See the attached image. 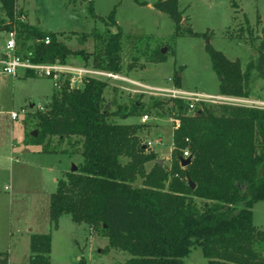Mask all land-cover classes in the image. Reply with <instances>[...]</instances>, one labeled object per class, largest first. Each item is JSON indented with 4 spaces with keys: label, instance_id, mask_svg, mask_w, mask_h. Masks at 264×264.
I'll return each instance as SVG.
<instances>
[{
    "label": "trees",
    "instance_id": "1",
    "mask_svg": "<svg viewBox=\"0 0 264 264\" xmlns=\"http://www.w3.org/2000/svg\"><path fill=\"white\" fill-rule=\"evenodd\" d=\"M17 1L0 0V32L16 33L18 56L48 64H66L74 55L93 56L92 68L121 72L120 31L81 35L80 44L89 38L97 44L88 56L82 50L72 51L53 33L20 23L23 14ZM78 1L88 2L91 18L105 22L94 14L91 0ZM153 7L176 25L181 23L177 0H158ZM108 21L116 25L114 11ZM188 34L195 36L191 31ZM204 49L218 79L219 95L247 99L252 74L264 79V31L255 59L244 70L209 43ZM149 62L163 63L164 56L155 53ZM24 78L36 77L28 72ZM173 78L179 88L181 77L175 74ZM106 87L92 79L85 80L80 89L64 82L53 91L48 110L28 116L35 121L36 137L24 144L44 145L42 153L82 158L78 172L57 181L50 196L48 216L53 228L57 229L60 217L68 215L74 224L98 229L108 243L101 253H125L129 259L123 264H184L195 248L207 264H264V231L257 230L252 220L254 204L264 202V109L222 107L215 113L201 105L186 116L183 102L165 101L179 120L172 133L173 163L167 169L155 162L146 172L145 165L156 155L140 142L143 126L110 121L116 116H135L145 105L135 101L127 114L111 113L104 107ZM52 139L56 140L53 147ZM64 144L68 151L59 149ZM183 151H188L190 159L185 168L178 161ZM138 180L140 187H134ZM29 250L27 264H50V235H31ZM7 262V254L1 253L0 264ZM79 264L86 263L81 259Z\"/></svg>",
    "mask_w": 264,
    "mask_h": 264
},
{
    "label": "rangeland",
    "instance_id": "2",
    "mask_svg": "<svg viewBox=\"0 0 264 264\" xmlns=\"http://www.w3.org/2000/svg\"><path fill=\"white\" fill-rule=\"evenodd\" d=\"M91 1L94 14L104 23L88 15V2L78 0H18L17 7L27 16L30 26L55 34L57 40L72 51L82 50L88 56L94 54L97 44L92 38L80 44L81 35L92 31L101 34L106 30L111 34L120 31L122 70L119 75L127 78L131 74L139 78L137 82L151 87H170L167 80H173L176 74L181 77L179 88L183 91L221 96L218 79L205 53L206 43L229 61H238L244 70L246 64L255 59V49L264 31V0H177L182 17L179 25L153 7L158 0ZM112 11L114 26L108 21ZM189 31L195 36L189 35ZM0 33L3 36L1 52H4L6 35ZM162 49L166 51L164 54H161ZM158 52L164 56V62L150 63V56ZM92 60L93 56L86 59L74 55L66 64L93 67ZM15 81L18 83L14 90H5L0 98V252H10V264H27L30 240L26 234L32 230L31 235H50V264H79L81 259L86 264H123L129 259L127 254L101 253L108 243L98 229L74 224L68 215L60 217L57 229L49 222V199L57 181L77 173L82 159L78 155L42 153L44 145L24 144L36 132L35 121L28 116L49 109L55 88L44 78L17 77ZM106 84L104 107L109 112L127 114L135 101L145 105L135 116H116L110 121L143 126L138 134L140 142L156 155L154 161L145 165L146 172L159 161L169 169L173 163L172 133L179 126V120L172 105L165 103L168 99L147 94L130 95L120 89L126 84L118 81ZM249 95L247 99L226 97L229 101L205 105L215 113L222 107L264 109V79L257 78L255 73L249 82ZM158 102L163 104L156 107ZM12 112L18 115L16 120L11 119ZM144 115L148 117L145 121ZM190 115L187 111L186 116ZM10 139L16 145L12 152ZM156 140L160 142L155 143ZM55 144L56 140L52 139L51 147ZM59 149L68 151L66 144ZM72 166L76 167L75 173H71ZM139 182L133 186L138 187ZM252 215L253 226L264 231V202L254 204ZM183 262L207 264L199 248L192 249Z\"/></svg>",
    "mask_w": 264,
    "mask_h": 264
},
{
    "label": "built area",
    "instance_id": "3",
    "mask_svg": "<svg viewBox=\"0 0 264 264\" xmlns=\"http://www.w3.org/2000/svg\"><path fill=\"white\" fill-rule=\"evenodd\" d=\"M20 23H25L23 17ZM6 40L4 52L0 53V67L2 74L11 78H17L20 72L31 73L35 77L48 79L52 82L55 90H59L64 82H67L70 88L80 89L85 80L92 79L95 81L106 83L108 81H118L124 84L120 89L130 95H151L166 98L172 101H181L185 104L187 111L192 112L196 107L205 104H216L229 101L224 96H209L203 93L186 92L180 88H176L172 79L167 82L171 86L167 88L151 87L137 81H131L126 77H122L119 73H111L103 70L94 69L92 67L79 66L73 64H61L58 61L48 63H33L29 58H23L16 54V33L14 31L5 32ZM48 43V40L45 41ZM130 86L131 88L127 87ZM24 113V111H22ZM18 115L11 113V119L16 120ZM143 121L147 120V115L143 116ZM187 142V140H186ZM150 143L147 146L150 147ZM189 157L188 151H183L182 159Z\"/></svg>",
    "mask_w": 264,
    "mask_h": 264
},
{
    "label": "crops",
    "instance_id": "4",
    "mask_svg": "<svg viewBox=\"0 0 264 264\" xmlns=\"http://www.w3.org/2000/svg\"><path fill=\"white\" fill-rule=\"evenodd\" d=\"M22 11H23V8H20ZM23 18H24V20H25V23H27L28 24V22H27V16L24 14L23 16H22ZM28 25H30V24H28ZM3 34H5L4 32H3ZM2 33H0V40L2 39ZM1 46V45H0ZM0 53H1V47H0ZM134 75V74H133ZM24 76H25V74L23 73V72H20L19 74H18V78H22V79H26V78H24ZM180 77V76H179ZM28 79V78H27ZM127 79H129V80H131V81H137L138 79H136V77H131V74L129 75V77H127ZM16 80V78H11V77H9V76H6V75H4V74H2V72H1V67H0V98H1V96L4 94V92H5V90H8V89H10V88H12V90H14V88H15V86L17 85V83L18 82H16L15 81ZM11 85H10V84ZM54 91V90H53ZM51 96H52V93H51ZM210 96V95H209ZM1 101V100H0ZM50 101H51V98H50ZM50 103V102H49ZM112 120V119H111ZM132 125V124H131ZM8 141V140H7ZM160 142V140H156L155 141V143H159ZM6 143V142H5ZM9 147L11 148V152H12V150L13 149H15L16 148V145H15V141L14 140H11L10 139V143H9ZM72 157V156H71ZM76 157V156H75ZM81 158V157H80ZM82 159V158H81ZM79 164V166L82 164V162H79L78 163ZM141 182V181H140ZM140 182H139V186L138 187H140ZM31 232H32V230H28V234H26L27 235V239L28 240H30V238H29V236H31ZM2 252H0V254H1ZM7 257H8V264H10V252L9 251H7ZM127 260V259H126ZM125 260V261H126Z\"/></svg>",
    "mask_w": 264,
    "mask_h": 264
},
{
    "label": "water",
    "instance_id": "5",
    "mask_svg": "<svg viewBox=\"0 0 264 264\" xmlns=\"http://www.w3.org/2000/svg\"><path fill=\"white\" fill-rule=\"evenodd\" d=\"M165 52H166L165 49L161 50V54H164ZM32 108H33V105L30 106V109H32ZM32 136L36 137V132H33ZM143 149H144V147H143ZM178 161H179V164H180L181 168H185V167H187L190 164V159L189 158H187V159L179 158ZM158 165L161 166L162 162L159 161ZM75 172H76V167L72 166L71 173H75ZM188 185H189L190 189H192V190L194 189V185L190 181H188Z\"/></svg>",
    "mask_w": 264,
    "mask_h": 264
},
{
    "label": "bare ground",
    "instance_id": "6",
    "mask_svg": "<svg viewBox=\"0 0 264 264\" xmlns=\"http://www.w3.org/2000/svg\"><path fill=\"white\" fill-rule=\"evenodd\" d=\"M230 98V97H229Z\"/></svg>",
    "mask_w": 264,
    "mask_h": 264
}]
</instances>
